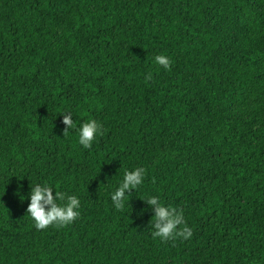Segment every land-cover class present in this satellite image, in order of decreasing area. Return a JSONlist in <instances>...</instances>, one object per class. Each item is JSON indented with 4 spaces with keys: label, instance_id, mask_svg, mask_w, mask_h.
I'll return each instance as SVG.
<instances>
[{
    "label": "trees",
    "instance_id": "trees-1",
    "mask_svg": "<svg viewBox=\"0 0 264 264\" xmlns=\"http://www.w3.org/2000/svg\"><path fill=\"white\" fill-rule=\"evenodd\" d=\"M35 184L79 216L37 229ZM150 196L192 235L153 236ZM0 264H264V0H0Z\"/></svg>",
    "mask_w": 264,
    "mask_h": 264
},
{
    "label": "clouds",
    "instance_id": "clouds-1",
    "mask_svg": "<svg viewBox=\"0 0 264 264\" xmlns=\"http://www.w3.org/2000/svg\"><path fill=\"white\" fill-rule=\"evenodd\" d=\"M155 62L163 66L166 70L170 67L169 59L164 55H157ZM62 123L65 125L64 132L75 127L74 120L70 113L61 114ZM78 143L83 148H90L94 139L101 133V125L95 120H89L79 126ZM63 132V133H64ZM145 169L137 167L133 170H125L123 179L119 186L111 193V200L116 209H122L125 200L130 197L126 195L135 191L143 184ZM19 195V193H17ZM25 199V197H21ZM29 200L27 213L34 220L37 229H44L51 224L64 226L70 224L79 216L80 199L75 196H67L65 193L54 191L47 184H35L27 196ZM58 201H66L58 203ZM149 206L154 210V220L150 227L154 229L152 235L162 240L169 238L183 237L189 238L192 235V229L189 228L181 212L177 211L171 205H165L156 196H150L146 199Z\"/></svg>",
    "mask_w": 264,
    "mask_h": 264
}]
</instances>
